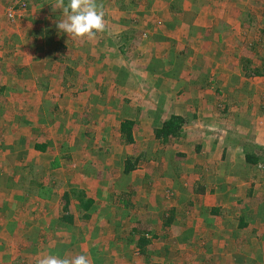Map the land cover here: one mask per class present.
<instances>
[{
  "label": "rangeland",
  "instance_id": "1",
  "mask_svg": "<svg viewBox=\"0 0 264 264\" xmlns=\"http://www.w3.org/2000/svg\"><path fill=\"white\" fill-rule=\"evenodd\" d=\"M59 1L0 0V49L7 47V55L3 56L5 60L0 58V65L15 61L6 69V82L10 84L12 71L22 58L26 69L44 77L39 85L45 80L42 86L51 82L60 87L78 88L75 95L83 100L80 115L104 113L108 132L116 130L121 121L138 126L131 129L132 143L119 136L121 129L102 138L100 132L98 136L94 134L98 141L93 138L88 146L87 151L94 149L88 158L84 155L80 159L71 158L72 153L59 150V143L54 145L57 150L50 147L52 151L45 156L44 163V156L30 142L17 148L9 135L3 137L2 133L18 131L17 135L23 136L25 130L31 129L35 140L44 137L45 126L54 120L48 114L52 112L45 110L47 116L37 120L29 118L30 123L42 124L43 128L34 130V126L25 125L27 121L24 123L21 119L24 111L13 113L8 105H2L0 167L6 176L0 182V264H38L43 254L69 258L85 254L90 264H264V99L260 93L254 97L250 91V96L242 100L249 105L254 101L251 106L254 108L240 104L226 109L229 95L215 94L212 88L213 97L218 100H208L212 111L209 117L218 114V126L208 128V122L200 121L202 125L190 126V130L186 123L181 132L183 141H170L169 146L174 148L169 150L162 146L167 142L161 143L155 136L167 116L163 109L166 98L157 96L156 81H160L159 91H163L167 87L165 82L179 89L180 78L186 75L198 82L203 79L204 73L197 72L193 66H205L201 42L208 32H199L195 27L216 23L214 31L217 29L224 35L222 41L208 36L213 44L211 58L222 70H236L247 91L255 90L257 83L251 84L254 68L264 65V0H96L106 12V28L92 41L73 39L59 32L56 25L63 14ZM4 37L11 40L10 45ZM131 37V42L126 43L124 39ZM35 47L40 50L35 51ZM121 55L126 63L118 60L122 59ZM248 61L252 64L247 68ZM184 65L187 66L185 74L181 72L185 70ZM67 69L79 72L68 77ZM165 71L175 78L169 79L163 74ZM211 79L208 83L214 85ZM18 85L4 86L0 93L7 98L11 92L20 94L22 88ZM87 88H92L91 94H87ZM199 93L204 95L200 86L194 94L195 100L188 101L192 111L204 105L197 100ZM62 97L63 105L68 107L60 110L64 115H59V121L73 123L75 118L69 117L74 102L71 88L65 94L54 90L45 100L51 104L55 98ZM88 110L95 113L89 114ZM86 120L78 118L77 122L87 128L83 125ZM92 121L97 128L106 124L101 117ZM222 123L224 128L220 126ZM178 145L187 150V156L195 158L177 157L180 154H176L179 150L175 146ZM96 150H104L107 158ZM120 151L122 157L130 153L133 165L139 155H146V162L143 160L141 167L135 166L138 176L131 177L129 173L132 187L129 182L125 184L124 165L116 163L113 157H118ZM247 154L260 156L262 164L246 163ZM174 166L178 167L177 171ZM181 167L188 175L184 178L186 186L166 183L162 187L155 183L146 189L136 188L139 182L152 183L155 173L180 176L184 172ZM7 173L18 174L13 177L15 184L11 189L12 177ZM25 173L30 174L26 181ZM21 175L24 179H19ZM178 181L180 178L175 183ZM73 189L83 191L95 204L89 212H84L71 194L74 221L69 224L62 218L65 215L63 196ZM203 194V201L196 199ZM122 201L129 208L125 210ZM197 201L200 203L194 207ZM166 207L175 210L166 213ZM86 213L89 219L85 218ZM191 214H201L204 229L210 234L202 231L186 239V245L178 241L177 234L171 239L173 233L167 231H172L174 220H185ZM243 217L247 225L240 229ZM138 223H141L140 230L152 231L148 236L150 241L153 234L158 237L144 249L138 246L141 235L132 232V225ZM182 225L188 227L189 218ZM175 226L179 225L175 223ZM214 230L216 233L211 234Z\"/></svg>",
  "mask_w": 264,
  "mask_h": 264
},
{
  "label": "crops",
  "instance_id": "2",
  "mask_svg": "<svg viewBox=\"0 0 264 264\" xmlns=\"http://www.w3.org/2000/svg\"><path fill=\"white\" fill-rule=\"evenodd\" d=\"M214 25L212 24L210 27H208V26L195 27V28L199 29V32H201L202 30H204L205 33L208 32L207 34L204 35L205 38L203 37L205 40H202V42H201V44L203 46V54H201V56H202L201 59L203 61V57H204L203 63H205V66L203 68L198 67L196 65L193 66V69L197 70V72L199 71V72L204 73L202 75L203 79L201 81H199V82L194 81V80H192V78H190L188 75H186V76H184V78H180L179 83H182V85L179 86V89L177 88L179 90V92H177L178 90L175 89L174 87H171L167 82H165V85L167 87H165V89L163 91H159V89L162 86L158 87L160 85L159 84L160 81H156L157 84L155 86V91H158L157 96H164L166 98V100H165L166 107L163 106V109L166 111L167 116H165L163 122H166V120L170 119L173 115H176V116L183 117L187 121L190 130H191L190 126L202 125V124H200V121H201V123L208 122V124H209V126H207L208 128L210 126H212V127H215L216 125L218 126V123L220 122L218 120V114H216L215 115L216 117H214V118L209 117V115H211L212 111L209 110L208 105L211 102L208 100H211V101H214L216 99L218 100V98L213 97V91L211 90L212 88L215 89V94L221 92V93L229 95V97H227V101H228L227 105L228 106L226 109L237 108L240 104H246V106L251 107L254 104V101H250L249 102V103H251L250 105L248 103H245L242 101L245 98H247L248 96H250V91H252V93L254 94V97H256V94L259 92L260 96L264 99V90L262 88V84H264V81H263L264 77H257L255 75H254V78L251 77L253 79V83H251V84L253 85L254 83H257V87L255 88V90L247 91L246 87L243 86L244 84L242 82L241 77L239 78L236 75L237 74L236 70H235V72L232 71V69L222 70L221 66H219L217 64V62H215L211 58L212 53H211L210 49L213 47V44H212V42L209 41L210 40L209 37H212L214 40L219 41V40H221V37H223V35H224L223 33H220L217 29H216V31H214L215 30V29H213ZM195 32H194V34L196 35ZM262 32L264 33V30ZM124 40L126 43L129 44L132 40V37L126 38ZM4 41L7 42L8 45H10V42H11L10 39H8L7 37H4ZM7 43H5V44H7ZM169 44H172V43L169 42ZM125 46H127V45L125 44ZM0 48H2V47H0ZM39 50H40V48L35 47V51H39ZM6 53H7V47L4 50L0 49V58L2 60H5V58H3V56H6L7 55ZM188 55L189 54H185L184 56L188 57ZM121 56H122V59H118V60H120L122 62L127 61L126 59H123V55H121ZM181 58H183V57H181ZM183 59H185V58H183ZM21 60H22L21 62H17V64H19V65L17 67L15 66L13 71H12V75L10 76V77H12V79H11V81H9L10 84L8 82H6L7 77L4 76V74L6 75V72L8 71L6 69H9L8 65L11 63H15V61L12 59L10 62L7 61L6 63H4V65H0V89H5L4 86L13 87L12 83H15V84L19 83L18 87H21L22 90L18 93L23 94V95H20V94H15L14 92L13 93L11 92V97L7 98L4 95H2V93H0V95H2V96H0V102H1L0 107L2 105H8L9 111L13 110V113H15L16 110H19L18 112H20V113H23V111H24L23 117L21 118L24 121V123L27 120H29V118H30V120L32 118H34V120H37L41 116L46 117L47 112H45V110H48V112H52V113H48V114L50 115V118H54V120H52L49 125L45 126V130L43 131V135H42L44 137H39L36 140L33 138V136H32L33 134L30 133L31 129H29L30 131L25 130L23 132V136L22 135L18 136L17 133H20L18 131L17 132H11L10 134L2 133L3 137L9 135V137L13 143V146H14V144H16L15 147H17V145H21V147H22L23 143L26 144L25 146H28L27 143H29V142H30L29 143L30 145L38 144V145L45 146L46 147L45 150L39 151V153L44 156V163H46L45 162V160H46L45 156L52 151V150H50L51 149L50 147L55 148L54 145H57L59 143H61V146L59 145V150H62L61 152H63V153H72L71 158L80 159L82 155H84L85 157L88 158V156H91V153L94 151V149L87 151L88 146L89 147L91 146V142L93 141V138H94V141H98L96 139V137H94V134L96 136H98L101 132V138H102V137H106L110 132H115V131L121 129V125L123 123L122 121L120 122V124L116 130H109V132H108V127H107L108 124L106 121V116H104L105 119L102 117V115H104V113L100 114V112H97L96 113L97 115L93 114L92 116H89V117H85L84 114L80 115V110L83 108V107L81 108V101H83V100L79 96L75 95L78 88H74L75 86L70 87L68 85L67 86L63 85V87H60L59 85L55 84L56 86H59L58 88H56V86L50 82L52 76L48 77V78H50V80H49L50 83H46L47 85L42 86L43 82H45V80H44V81L40 82L42 85H39V80L44 78V77L41 78L40 75H33L29 69L25 68L26 65L23 63L24 59L21 58ZM216 64L218 65V67ZM27 66H29V68H30V65H27ZM184 67H185V70L183 69V70H181V72H183L185 74V73H187V66L184 65ZM167 69H169V68H167ZM23 70H24V72H23ZM77 71L78 70L73 69L71 75H69L68 77H73V72L78 73L79 71L78 72ZM88 71H90V70H88ZM112 71H116V70L113 69ZM90 72L93 73V71H90ZM163 74H166V76L169 79L175 78L174 74H172L170 72L166 73V71H165V72H163ZM46 76H48V74ZM235 76H237V78H235ZM29 77H32L33 80L30 79ZM210 78H212L211 81L213 82L214 85H210V82L208 83ZM17 80H18V82H17ZM72 80H74V78ZM214 80H216V83L214 82ZM250 81H252V80H250ZM198 86H200V88L202 87L204 95L202 96V95H200L201 93H199L197 100H200V103L203 102L204 105L203 106L199 105V106L195 107V110L192 111L191 110L192 107H189L190 105H189L188 101H192L191 100L192 98H194V100H195L196 97L194 94H195L196 90L198 89ZM203 86H205V87H203ZM53 87H55V88H53ZM70 88H71L72 97H73V99L71 101H74V102L72 103L73 105H71V114H69L70 116L68 114H66V115L69 116L71 120L74 118L75 119L72 120L73 123H70L68 120V122H69V124H68V123H64L63 121H59V115L60 114L64 115L63 111H60V110H64L65 109L64 107H66V108L68 107V106L63 105V98L64 97L55 98V100L53 102L50 100V102H52L51 104L50 103L48 104V101L45 100V97L48 96L49 94H51L54 90H58V93L65 94V92H67V90ZM152 88H154L153 85H152ZM87 89L89 90L87 94H91L92 88H87ZM177 93H178V96L175 95ZM34 95H36V96L34 97ZM22 96H23V98H21ZM38 98H39V100H38ZM205 100H206V103H205ZM87 102H89V101H87ZM263 106H264V101H263ZM251 108H254V107H251ZM3 109H5V108H3ZM0 111H2V110H0ZM32 111H35L38 114V116L34 115ZM88 112H89V114L95 113L92 110H90V111L88 110ZM6 113L11 115V113H9V112H6ZM112 114L113 113H111V115ZM100 117H101V119L104 120V122H106V124L101 125V128H97V125H94V121H92V120H94V119L99 120ZM61 118H63V117H61ZM78 118H83V119L87 118L88 119L83 123V125L85 124V127L89 128L88 130H87V128H82L80 126V123L77 122ZM210 118L212 120H210ZM213 121H215V124L212 123ZM27 124L31 128H32V126H34L35 127L34 130L38 129V128H43V127H41L42 124H39V122L33 124V123H30L29 121H27L25 125H27ZM135 126H138V124H135ZM220 126L224 128L225 125H223V123H222ZM106 127H107V129H106ZM14 131H16V130H14ZM31 132H33V131H31ZM14 133H16V134H14ZM119 136L121 137L122 134H120ZM172 138L173 137H169L166 140L156 138V140L161 141V143L167 142V144H164L162 146L164 148H167V150H169L170 147L174 148V146H169L170 141H174V139H172ZM182 138L183 137L181 134L179 137H177L176 140L183 141ZM184 140H186V138H184ZM66 142H67V145H66ZM98 146L101 147L102 145L99 144ZM157 148L162 149V147H160L159 145L157 146ZM20 149H22V148H20ZM122 149L123 148H121V150ZM176 149L179 150V151H177L176 154H178V153L180 154L177 157H183V158L184 157H186V158L194 157L195 158V156H190V157H189V155L187 156L185 154V152L187 150H184V148L181 147V145L175 146V150ZM55 150H57V148H55ZM81 150L83 151V153L80 152ZM152 150L157 152L156 149H154V148ZM96 152H100V156H104L107 158V155H106L104 150H96ZM230 152H232V150H230ZM12 153H13V151H11V154ZM101 153H103L104 155H102ZM129 154L130 153L128 152L126 156L122 157V154L120 151V154L118 155V157H115V156H113V157H114L116 163H122L124 165V167H123L124 169L126 168L127 162L130 160L131 164H132L131 167L134 169L130 172L131 173L130 175H131V177L132 176H138L136 174L137 171H135V166L137 165V168L141 167V166H139V164L143 163V160H145V162H146V160H147L146 155L141 153L142 155H139V158L136 159V162H135L136 164L133 165L132 158H131V156H129ZM182 154H183V156H182ZM106 158L104 159L105 162L107 161ZM57 161L58 160H55L54 164H57ZM58 164H60V163H58ZM164 165L168 166V164H164ZM68 168H69V166H68ZM2 169L3 168L1 165V167H0V182L3 180V177L6 176L4 174L5 172H3ZM160 169H162V168H160ZM160 169H159V172H162V171H160ZM174 170L177 171L178 167L174 166ZM182 170L184 171L183 168H182ZM10 171H12V170L10 169ZM175 171L172 170V172H175ZM124 172H125V170H124ZM153 172H154V170H153ZM7 174L12 177L11 184H10V186L8 185L9 189H11V187L15 184V183H13V177H15L18 174H16V175L11 174V173H7ZM25 174H26L25 175V181H26L27 177L30 174H27V173H25ZM125 174L126 175H125L124 181H125L126 186L129 182V185H130L129 187H132V185L130 184V180H129V176H130L129 173L125 172ZM155 175H156V177L153 178L152 183H151V181H146L144 184L142 182L141 183L139 182L137 184L136 188L146 189L148 187H152L155 183H158V185H161L162 187H164V184L166 185V183L172 184V186H175L176 184H184L186 186V182H185L186 179H184V178H186L188 176L185 174V171L180 176H173V177H170L167 174L165 176L162 173H161V175H160V173H158V174L155 173ZM31 176H32V174H31ZM21 177L22 178H19V179H24L23 175H21ZM179 178L181 181H178L177 183H175ZM148 184H151V185L148 186ZM140 185H141V187H140ZM125 189H129V188H125ZM204 194L201 196L199 195L198 197H196V199L203 201V199L206 195V194L205 195ZM212 197L213 196L211 195V197H208V198H212ZM199 203L200 202L197 201L193 206L196 207L197 204H199ZM123 207H124V205H123ZM187 207L189 210L191 209L190 205ZM166 209L168 210L166 213H168V212L172 213L175 210L174 208L169 209V207H166ZM125 210H126V208H125ZM124 214L126 216H128L126 214V212ZM200 215L201 214H199V215H192L191 214L190 216L186 217L187 219L189 218V221H190V225L188 227H187V225H184V226L182 225V223H184V221H186L187 219L180 220L178 218L177 220H174L175 221L174 224L171 225L172 231H170V230L167 231L164 227L161 229H164L169 234L173 233L172 235H170L171 239H172L174 234H177V237L179 238L178 241H180V243L186 245V239H191V238L197 236L202 231H205L204 233H206V234H210L206 228L204 229L203 218L201 219ZM141 218H143V217H141ZM177 221H180L181 223H179ZM194 221L198 222V223H195ZM175 223H176V225H179V226H175ZM137 225L140 226L141 223L133 224L132 225V227H133L132 231H134V229L137 227ZM147 230H150V229L147 228ZM213 232H215V230L212 231L211 234ZM151 238L153 240H155L158 237L153 234ZM153 240H151V241H153ZM169 241H170V239L167 242H169Z\"/></svg>",
  "mask_w": 264,
  "mask_h": 264
},
{
  "label": "clouds",
  "instance_id": "3",
  "mask_svg": "<svg viewBox=\"0 0 264 264\" xmlns=\"http://www.w3.org/2000/svg\"><path fill=\"white\" fill-rule=\"evenodd\" d=\"M62 16L57 22L59 32L79 40L92 41L106 28V12L96 0H60ZM38 264H90L89 257L79 254L61 257L57 254H43Z\"/></svg>",
  "mask_w": 264,
  "mask_h": 264
},
{
  "label": "trees",
  "instance_id": "4",
  "mask_svg": "<svg viewBox=\"0 0 264 264\" xmlns=\"http://www.w3.org/2000/svg\"><path fill=\"white\" fill-rule=\"evenodd\" d=\"M30 2H32V0H29ZM64 2L66 3L67 0H64ZM60 3V1H59ZM250 61H248L247 63V68L248 66H250L252 63H249ZM250 70V69H248ZM66 73V76H69L71 75L72 73V70L70 69H67L65 71ZM253 74L257 77H264V65L263 67H255L254 68V71H253ZM187 123V121L183 118V117H180V116H176V115H173L168 121H166L165 123H163L162 127L157 129L156 132H155V136L157 139H168L169 137H173L172 139H177V137L180 136L181 132H182V129L184 127V125ZM134 123L133 122H130V121H125L122 123L121 125V133L123 135V137L125 138L126 142L127 143H132L134 141L133 139V135H132V132H131V129L132 127H134ZM34 148L37 150V151H43L45 150V146L43 145H38V144H35L34 145ZM245 161L246 163H249L251 165H260L262 164L261 163V158L260 156H257L256 154H247L246 157H245ZM131 161L129 160L127 162V165H126V168H125V172L126 173H130L132 170H134L132 167H131ZM71 194H74V197L78 200L79 202V205H80V208L82 211L84 212H89L93 205L95 204V201L91 198H87V196L84 195L83 191H80V190H77L75 191V189H73L71 192H66L63 196V201L65 203L64 205V210H65V215L62 216L63 220L69 224H73V214L71 212V209H70V199H71ZM125 203V202H124ZM123 201H122V204L124 205L125 208H129L128 205L124 204ZM221 213V212H220ZM219 213V214H220ZM89 216L87 213L85 214V218L86 219H89ZM208 222H212L213 223V220L212 219H208ZM247 225V222H246V219L243 217L239 223V228L240 229H243L245 228ZM140 227L139 225H137V227L134 229V231H132L133 233L137 232L139 233L141 236L139 237V247L144 249L146 248L149 244H150V239H147L149 238V234L152 232V231H148V230H140ZM148 234V235H147ZM146 235V237L144 236Z\"/></svg>",
  "mask_w": 264,
  "mask_h": 264
}]
</instances>
